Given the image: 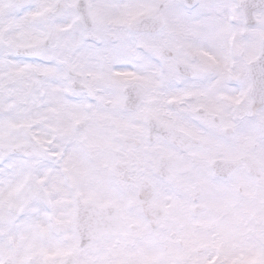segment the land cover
Here are the masks:
<instances>
[{"label":"snow or ice","instance_id":"6c2138e0","mask_svg":"<svg viewBox=\"0 0 264 264\" xmlns=\"http://www.w3.org/2000/svg\"><path fill=\"white\" fill-rule=\"evenodd\" d=\"M0 264H264V0H0Z\"/></svg>","mask_w":264,"mask_h":264}]
</instances>
